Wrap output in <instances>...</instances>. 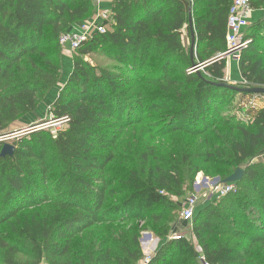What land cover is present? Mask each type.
Here are the masks:
<instances>
[{
    "label": "trees",
    "instance_id": "16d2710c",
    "mask_svg": "<svg viewBox=\"0 0 264 264\" xmlns=\"http://www.w3.org/2000/svg\"><path fill=\"white\" fill-rule=\"evenodd\" d=\"M231 2L111 0L110 20L103 22L109 29L94 34L74 51L66 81L50 100L49 114L55 120L65 117L66 128L56 136L33 128L13 141L11 155L0 156V229L7 227L6 233L0 232V264H85L82 258H70L69 241L74 234L128 218L153 216L158 222L154 208L179 205L169 194L180 197L190 189L198 163L222 160L225 171L220 180L236 168L243 170L235 191L213 201L225 208L242 204V198H237L241 188H257L258 181L264 180V162L252 160L264 153V106L245 109L243 103L255 94L217 85L223 82L226 60L215 55L226 47ZM250 6L253 11L263 10L264 0H250ZM94 13V0H0V136L12 133L9 126L34 112L57 86L64 61L60 35ZM189 15L194 63L203 65L200 74L187 72L192 62L181 40ZM244 37L249 43L237 60L240 76L250 87H264V16L249 24ZM107 50L112 65L98 66L84 59ZM133 79L156 87V93L132 91ZM235 96L237 114L222 117L228 99ZM149 97L152 109L164 103L167 134L202 137L203 150L170 153L162 163L130 171L123 183L129 194L107 204L109 188L97 172L111 156L94 149L111 144L114 137L109 128L130 125L135 110L144 108ZM217 126L227 131L211 133ZM143 158L144 163L150 159L148 154ZM186 165L192 173L184 171ZM46 202L56 206L49 219L35 209ZM260 208L262 217L250 221L255 240L264 239V226L258 222L264 219V201ZM192 222L200 252L185 237L171 239L146 264H244L249 247L217 241L222 221L214 210L199 211ZM242 224L249 227L246 220ZM168 229L153 231L165 236ZM138 238L133 236L132 251L116 263L108 249L100 248L94 264H132L140 258ZM168 246L175 250L168 251Z\"/></svg>",
    "mask_w": 264,
    "mask_h": 264
},
{
    "label": "rangeland",
    "instance_id": "374dc122",
    "mask_svg": "<svg viewBox=\"0 0 264 264\" xmlns=\"http://www.w3.org/2000/svg\"><path fill=\"white\" fill-rule=\"evenodd\" d=\"M106 29H109V26H106ZM74 54L75 52L70 50L69 47L60 48V55L63 57L66 56L72 59ZM109 54L110 50H107L84 56V59L98 66H109L114 64L109 59ZM262 56L264 63V53ZM193 60H196L195 54H193ZM68 62V60H65V64L68 65ZM69 72L70 69L68 70V67L63 63L62 74L57 86L47 92L34 112L19 117L9 126L8 130L14 134L8 137L6 142L12 144L17 137L26 134L33 128L44 129L51 136H56L59 130L66 128V122L62 123L53 119V116L49 114V107L50 100L54 97L56 90L62 88ZM131 83L133 85L132 91H147L149 95L156 93V87L154 86L150 87L136 79H133ZM232 84L236 85L235 83ZM151 97L147 98L146 102L143 103L144 108L138 111L135 110V117H133L130 125H116L109 128L114 137L111 144L101 145L94 149L95 152L101 155L111 156V160L103 170L97 172L109 188L107 192L110 198L106 200L107 204L121 200L129 194V188H126L123 183L130 171H140L141 168L147 169L155 161L162 163L169 157L170 153L179 154L183 151L201 152L203 150L202 137H192L183 132L166 133L165 116L167 112L161 108L164 103L158 102L152 109L148 106L153 100ZM228 100L230 102L226 104L222 117L237 114L238 96ZM226 131V127L217 126L211 133L219 132L221 134ZM213 147L216 148L215 146ZM144 154H148L150 157L146 163L143 161ZM222 162V160H218L215 163H198L199 171L196 172L190 189L195 178L207 177L212 179L222 174V171H225L221 165ZM252 162H264V156L260 155L254 158ZM184 171L193 172L188 165L184 167ZM261 186L264 187V180L258 181L257 188H241L237 198H242V204L240 206L233 205L231 209L223 207V203L213 202L219 196H202L198 200L193 215L194 217L199 211L204 209L207 211L214 210L222 221L219 225L220 233L217 241L231 246L249 247L250 253L244 264H264V239L255 240L253 237L254 228L250 227L252 217H262L263 215L260 204L264 201V188H262L261 193ZM190 189L180 197L169 194L170 199L175 203L177 202L178 206H157L154 208V216H160L158 222L154 220L153 216L140 219L128 218L125 221L96 224L83 229L80 233L74 234L69 241L70 258L73 260L82 258L85 264H94L99 249L103 248L104 250L108 249L111 260L116 263L118 257L127 255L128 250L132 251V238L135 234L139 237L138 241L141 248L140 258L132 264H146L155 254L158 247L162 244L165 245L167 240L175 239L174 237L178 234L187 238L196 250L200 252L199 243L192 234L193 218L190 221H186L180 216L184 197ZM226 204L230 203L227 202ZM207 205L208 207L206 208ZM55 207L54 202H46L35 207V209L40 211L43 218L49 219ZM225 218H227V221L224 220ZM245 220L248 222L249 227L242 224V221L245 222ZM258 222L264 226V219ZM163 228H169V232L165 236L162 234L157 236L154 233L156 230L162 231ZM0 232L6 233L7 227L3 226ZM167 248L170 252L175 250L173 246H168ZM21 258L25 260L27 257L23 256ZM197 264L200 263L197 262Z\"/></svg>",
    "mask_w": 264,
    "mask_h": 264
},
{
    "label": "built area",
    "instance_id": "2783aa9c",
    "mask_svg": "<svg viewBox=\"0 0 264 264\" xmlns=\"http://www.w3.org/2000/svg\"><path fill=\"white\" fill-rule=\"evenodd\" d=\"M252 8L250 0H232L226 17V32H225V50L219 53L216 57L225 59L227 61L233 59L238 60L242 50H244L249 43V40L244 37V32L249 25ZM110 20L109 12H101L96 19L79 23L71 31L60 35L58 43L62 48L69 47L70 50L75 51L82 42L90 39L96 33H104L107 29V24L104 21ZM201 68V67H199ZM196 70L195 67H190L187 72L192 73ZM227 82V80L223 79ZM241 85L248 87L244 80H241ZM245 109H255L264 106V94H255L242 105ZM65 123V117L58 119ZM57 120V121H58ZM236 189L235 183L222 182L219 177L212 179L200 177L195 178L191 189L185 195L183 200V208L180 216L183 220L190 221L195 213V207L199 198L202 196H224L228 193L234 192ZM175 239L181 238V235H176ZM206 264V263H204Z\"/></svg>",
    "mask_w": 264,
    "mask_h": 264
},
{
    "label": "crops",
    "instance_id": "0c3cea01",
    "mask_svg": "<svg viewBox=\"0 0 264 264\" xmlns=\"http://www.w3.org/2000/svg\"><path fill=\"white\" fill-rule=\"evenodd\" d=\"M94 4H95V13L91 17V19H96L98 14L101 13V12H109L110 11L111 0H94ZM262 16H264V11L263 10H255V11H253V14H252V17H251V22L261 18ZM225 32H226V30H225ZM181 40H182L185 48L189 52V47H190V43H191V36H190V33H189L188 24H187V28L185 26L182 29ZM194 54H195V59L197 60V58H196V48H194ZM218 54L219 53H217L215 55V57ZM65 60L69 61L68 65L65 64ZM63 63H64V65H66L68 67V70L69 69L71 70V64H72V59L71 58L65 56ZM223 72H224L223 79L227 80L228 84L235 83L236 84L235 86L242 87V85H241L242 78H241L240 73H239L237 60L231 59V60L227 61ZM262 155L264 156V153Z\"/></svg>",
    "mask_w": 264,
    "mask_h": 264
},
{
    "label": "water",
    "instance_id": "95a60500",
    "mask_svg": "<svg viewBox=\"0 0 264 264\" xmlns=\"http://www.w3.org/2000/svg\"><path fill=\"white\" fill-rule=\"evenodd\" d=\"M188 27H189V33L191 36V43H190V47H189V56L192 62V67H195L196 70L198 72V74H200V69L199 67H203V65L201 64H195L194 60H193V54H194V48H195V37H194V28H193V22L192 19L189 15L188 18ZM217 85L222 86V87H227V88H231L234 90H237L239 92H247V93H251V94H264V87H246V86H242V87H238L232 84H228L227 82L223 81V82H219L217 83ZM12 134L14 133H10L4 136H0V141L3 142L2 144V148L0 150V156L3 157L5 155H11L14 147L11 143L6 142L7 138L12 136ZM243 174V170L241 168H236L234 170V172L232 174H230L228 177H226L224 180H221L222 182H230V183H237Z\"/></svg>",
    "mask_w": 264,
    "mask_h": 264
},
{
    "label": "bare ground",
    "instance_id": "6f19581e",
    "mask_svg": "<svg viewBox=\"0 0 264 264\" xmlns=\"http://www.w3.org/2000/svg\"><path fill=\"white\" fill-rule=\"evenodd\" d=\"M146 245V244H145Z\"/></svg>",
    "mask_w": 264,
    "mask_h": 264
}]
</instances>
